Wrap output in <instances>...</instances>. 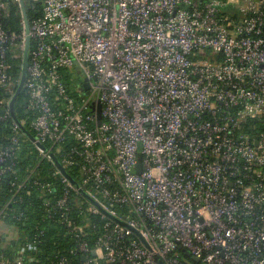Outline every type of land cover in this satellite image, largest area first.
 I'll use <instances>...</instances> for the list:
<instances>
[{
    "label": "built area",
    "instance_id": "2783aa9c",
    "mask_svg": "<svg viewBox=\"0 0 264 264\" xmlns=\"http://www.w3.org/2000/svg\"><path fill=\"white\" fill-rule=\"evenodd\" d=\"M27 1L37 15L16 32L0 0V119L7 52L27 47L33 142L66 173L45 212L81 264H264V129L245 128L264 123V0Z\"/></svg>",
    "mask_w": 264,
    "mask_h": 264
},
{
    "label": "trees",
    "instance_id": "16d2710c",
    "mask_svg": "<svg viewBox=\"0 0 264 264\" xmlns=\"http://www.w3.org/2000/svg\"><path fill=\"white\" fill-rule=\"evenodd\" d=\"M22 9L19 0H8L7 15L3 17V24L12 31L19 32L23 27L21 20H27L37 15L27 0H22ZM38 7L39 3H33ZM7 59L12 64L10 74L13 79V88L16 90L22 71V57L16 45H12L7 52ZM2 91L0 90V97ZM28 93L23 86L13 104V113L24 127L21 128L14 119L9 106L8 114L0 119V150L7 152L5 159L0 163L3 171L0 173V254L8 259L15 258L22 246L23 264L57 263L65 258L66 263L81 264V257L74 253L76 242L68 233L56 211L48 217L45 212V203L52 204L60 195L62 184L58 176L52 174L58 167L53 160L41 156L30 134L34 130L30 121L32 113L26 108ZM5 108L0 104V115H4ZM248 131L256 132L264 129L263 122L252 121L247 123ZM13 137H19L15 142ZM73 141L67 142L70 145ZM46 147V146H45ZM56 155V154H55ZM58 158V156H55ZM67 173L74 177L77 172L76 165L68 167ZM49 181L52 187L47 192L29 187L32 180ZM23 183L26 187H23ZM29 191V192H28ZM75 193L69 195L70 211L67 216L73 217L77 222L84 224L83 231L89 245H93L96 231L85 224L89 216L79 213ZM95 222V218L91 219ZM31 244L29 248L27 245Z\"/></svg>",
    "mask_w": 264,
    "mask_h": 264
},
{
    "label": "water",
    "instance_id": "95a60500",
    "mask_svg": "<svg viewBox=\"0 0 264 264\" xmlns=\"http://www.w3.org/2000/svg\"><path fill=\"white\" fill-rule=\"evenodd\" d=\"M20 3H21V7L22 9L24 8L23 6V1L20 0ZM26 67H27V47L24 51V54H23V61H22V71H21V76H20V79H19V82H18V86L10 100V103H9V106H10V109H11V113L13 114L14 116V113H13V104H14V101L16 99V97L18 96L19 92L21 91L23 85H24V81H25V78H26ZM97 118L99 119L100 118V115H99V108L97 110ZM14 119L15 121L17 122V124L24 129V127L21 125V123L16 119V117L14 116ZM31 138L34 139V136H32L30 134ZM53 160L55 161L56 165L61 169V171L63 173H65V170L60 166L57 158L55 156H53ZM66 174V173H65ZM195 261H198V258H193Z\"/></svg>",
    "mask_w": 264,
    "mask_h": 264
}]
</instances>
